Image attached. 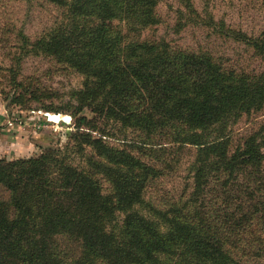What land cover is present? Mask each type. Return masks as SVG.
Instances as JSON below:
<instances>
[{
    "label": "trees",
    "instance_id": "obj_1",
    "mask_svg": "<svg viewBox=\"0 0 264 264\" xmlns=\"http://www.w3.org/2000/svg\"><path fill=\"white\" fill-rule=\"evenodd\" d=\"M42 1L61 19L18 36L83 77L71 96L94 117L63 148L0 159V264H264V119L230 130L263 110L264 72L141 40L164 0ZM233 40L264 56L263 35ZM180 153L181 193L149 197Z\"/></svg>",
    "mask_w": 264,
    "mask_h": 264
},
{
    "label": "rangeland",
    "instance_id": "obj_2",
    "mask_svg": "<svg viewBox=\"0 0 264 264\" xmlns=\"http://www.w3.org/2000/svg\"><path fill=\"white\" fill-rule=\"evenodd\" d=\"M156 15L159 24L145 30L141 40L208 52L238 70L264 72V56H254L233 40L238 33L248 38L264 36V0H164ZM59 19L60 11L42 0H0V159H30L47 149L63 148L74 131V117H94L87 108L75 110L71 96L82 87L83 77L52 58L28 53L31 47L18 36L22 32L33 42ZM13 119L28 121L22 125ZM263 119L264 107L261 112L244 115L230 129L233 141L257 129ZM11 122L14 126L10 127ZM120 137L132 139L135 134L126 131ZM28 142L33 150L24 153ZM178 158L182 163L178 172L157 180L148 191L149 197L171 198L181 193L189 155L180 153Z\"/></svg>",
    "mask_w": 264,
    "mask_h": 264
},
{
    "label": "built area",
    "instance_id": "obj_3",
    "mask_svg": "<svg viewBox=\"0 0 264 264\" xmlns=\"http://www.w3.org/2000/svg\"><path fill=\"white\" fill-rule=\"evenodd\" d=\"M44 117H46L48 121H51V120L49 119L48 114H44ZM14 121H18V124L22 123V125H25V124L27 123L28 120H24V119H23V120H20V119H13V122H14ZM13 122L9 123L8 125H9L10 127H11V126H14V123H13ZM18 124H17V125H18Z\"/></svg>",
    "mask_w": 264,
    "mask_h": 264
},
{
    "label": "crops",
    "instance_id": "obj_4",
    "mask_svg": "<svg viewBox=\"0 0 264 264\" xmlns=\"http://www.w3.org/2000/svg\"><path fill=\"white\" fill-rule=\"evenodd\" d=\"M0 114H1V112H0ZM18 141V140H17ZM1 143V142H0ZM3 143V142H2ZM27 147H24V149H26V150H24V153H31V151L33 150V148L31 147V144H30V142H28V143H26L25 144ZM15 151H17L16 149H15ZM18 152V151H17Z\"/></svg>",
    "mask_w": 264,
    "mask_h": 264
}]
</instances>
